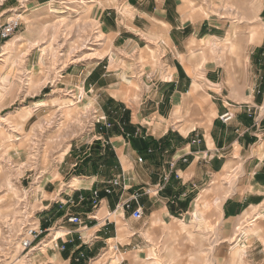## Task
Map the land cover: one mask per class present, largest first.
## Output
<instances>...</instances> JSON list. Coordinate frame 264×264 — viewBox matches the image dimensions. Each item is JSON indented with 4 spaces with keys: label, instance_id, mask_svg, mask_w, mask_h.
<instances>
[{
    "label": "crops",
    "instance_id": "crops-1",
    "mask_svg": "<svg viewBox=\"0 0 264 264\" xmlns=\"http://www.w3.org/2000/svg\"><path fill=\"white\" fill-rule=\"evenodd\" d=\"M226 1L241 5H94L103 48L90 53L97 61L80 64L75 75L83 107L92 113L90 138L26 189L35 206L33 224L45 232L30 250L37 262L88 264L112 243L122 249L117 264H143L152 259L150 248L170 244L177 222L200 219L213 224L219 260L241 216H253L264 230V0H245L253 11L237 20L247 24L240 29L231 26L236 20L211 12ZM222 40L228 46L216 59L210 46ZM196 43L200 47L191 51ZM225 111L232 115L227 123L219 119ZM73 177L80 186L69 185ZM114 177L119 185L105 193ZM92 190L99 191L95 208ZM134 192L139 196L131 205L142 208L140 219L121 207ZM69 198L75 203H66ZM69 215L83 223L68 222ZM258 245L249 253L251 264H264V246ZM238 252L233 247L231 256Z\"/></svg>",
    "mask_w": 264,
    "mask_h": 264
},
{
    "label": "rangeland",
    "instance_id": "rangeland-1",
    "mask_svg": "<svg viewBox=\"0 0 264 264\" xmlns=\"http://www.w3.org/2000/svg\"><path fill=\"white\" fill-rule=\"evenodd\" d=\"M97 2L101 0H0V29L8 20H18L12 36L0 39V264H43L21 245L22 240L31 239L28 231L36 228L35 206L26 189L43 172H50L65 153L90 138L92 113L85 111L86 103L83 107L85 95L78 91L75 75L80 64L97 61L90 53L103 48L93 16ZM235 2L241 5L230 6L226 1L210 10L236 20L231 24L234 29L244 28L247 24L237 20L249 18L253 7L245 5V0ZM201 9L206 12L207 8ZM122 11L128 14L127 7ZM227 46L222 40L210 47L217 59ZM198 47L196 43L191 51ZM32 111L33 117L26 122ZM231 179L228 176L227 181ZM78 180L73 177L69 185L80 186ZM207 223L177 222L170 244L150 248L152 259L143 264H251L250 251L255 252V247L257 251L260 243L264 246L259 220L244 214L226 237L217 260L213 224ZM57 231L55 235L60 234ZM206 238L214 240L205 246ZM235 245L239 252L233 257ZM112 247L110 243L88 264H117L123 258L122 249Z\"/></svg>",
    "mask_w": 264,
    "mask_h": 264
},
{
    "label": "built area",
    "instance_id": "built-area-1",
    "mask_svg": "<svg viewBox=\"0 0 264 264\" xmlns=\"http://www.w3.org/2000/svg\"><path fill=\"white\" fill-rule=\"evenodd\" d=\"M17 27H18V20L17 19H10L7 22H5L0 29V39L6 40L9 37H11L13 32L15 31V29ZM231 118H232V115L229 113V111H225L224 113L219 115V119L223 123H227ZM100 120L98 119L97 122H99ZM104 125L109 126L108 123H106ZM127 136H129V134H127ZM199 141H200L199 137H196L193 140V142H199ZM137 160L140 162V161H142V158L139 157ZM118 185H119V179L117 177H114V178L107 181L106 186L104 188V192L110 193L112 188L117 187ZM146 191L148 192V189ZM98 196H99V191L92 190L91 200H92L94 208L97 206V204L99 202ZM138 196H139V192H134L130 198H128L122 202L121 207L124 210H131L132 209L131 203H132V201H136L138 199ZM80 200H83L82 196L80 197ZM66 203L74 204L75 202H74L73 198H69ZM62 204L63 203H61V205ZM142 215H143V212H142V208L140 206H137L136 208L131 210V216L133 218L140 219L142 217ZM67 221L70 223H73V224L83 223V219L78 215H69L67 217ZM43 232H44V230L41 229L40 227L30 229L28 231V234L31 235V239H25V240L21 241V245H22L23 249L31 250L34 246L33 242ZM60 248L63 249L64 246L61 245ZM114 248L116 249L117 246H114Z\"/></svg>",
    "mask_w": 264,
    "mask_h": 264
},
{
    "label": "bare ground",
    "instance_id": "bare-ground-1",
    "mask_svg": "<svg viewBox=\"0 0 264 264\" xmlns=\"http://www.w3.org/2000/svg\"><path fill=\"white\" fill-rule=\"evenodd\" d=\"M97 55H100V54H97ZM201 220V219H200ZM159 222V221H158Z\"/></svg>",
    "mask_w": 264,
    "mask_h": 264
}]
</instances>
